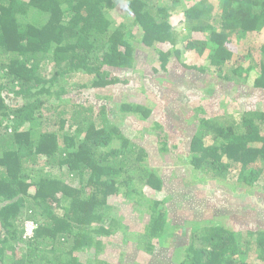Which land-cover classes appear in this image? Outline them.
<instances>
[{"label":"trees","instance_id":"16d2710c","mask_svg":"<svg viewBox=\"0 0 264 264\" xmlns=\"http://www.w3.org/2000/svg\"><path fill=\"white\" fill-rule=\"evenodd\" d=\"M125 1L139 32L128 21L115 23V0H0V264H108L104 238L125 225L115 215L121 197L148 216L145 249L128 264H250L243 256L253 245L256 264H264V229L247 230L246 239L242 230L211 225L204 212L183 220V243L161 245L175 194H166L163 179L147 168L149 153L122 128L125 117L146 120L152 108L127 100L109 108L102 91L130 83L140 44L157 51L154 71H168L177 59L223 82L249 80L264 90V38L260 60L232 45L261 34L264 0H218L216 14L209 0H198L185 9L180 32L166 0ZM191 51L208 53V64L182 62ZM78 73L89 84L71 94L64 82ZM85 88L99 90L98 110L82 100ZM182 121L191 131L183 166L194 181L225 184L231 196L254 194L264 178V110L216 121L195 107ZM162 149H169L167 138ZM221 198L220 205L230 204ZM28 221L36 228L24 237Z\"/></svg>","mask_w":264,"mask_h":264},{"label":"rangeland","instance_id":"374dc122","mask_svg":"<svg viewBox=\"0 0 264 264\" xmlns=\"http://www.w3.org/2000/svg\"><path fill=\"white\" fill-rule=\"evenodd\" d=\"M115 1L117 6L111 11L115 23L128 21L131 25L132 19L127 16L129 9L126 1ZM196 1L198 0H181L179 3H174V0H166L172 6L170 20L179 32L186 31L183 22L185 9ZM209 1L214 5L213 13H218V0ZM132 27L135 28V32L140 31L135 24H132ZM260 33V35L255 32L236 37L232 45L238 46L241 53L246 54L250 50L251 55L257 58L256 60H260L264 28ZM140 45L136 53L138 58L136 69L128 73L131 78L130 83L111 88L109 92L105 89L102 91L109 95L106 99L109 108H116L122 100L141 102L152 108V113L146 120H141L137 116L125 117L122 128L126 135L140 143L149 153L146 160L147 168L156 170L163 179L167 189L165 193L169 197L172 193L175 194L176 199H171L166 205L170 208L168 229L160 240L161 245L174 247L177 242L183 243L184 239L178 237V234H186V229L181 227V223L184 219L203 212L202 218L211 219V225L222 222L230 229L242 230L246 239L249 238L246 234L247 230L264 229V178L260 185L254 187V194L245 198L240 195L232 194L231 196L227 190L224 191L225 184L219 186L215 181L200 187L192 177L191 168L183 166V161L186 159L182 158L188 151L189 134H191V131L186 129V123L182 121V118L191 115L195 107L201 108L216 121L233 117L238 119L244 110L252 108L264 110V90L255 88L249 80H241L240 84L223 82L211 73L185 68L177 59H172L168 71L162 69L154 71L159 68L157 51ZM181 46L180 43L178 47ZM207 54L199 56L192 51L185 52L182 55V62H187L186 64L189 65H207ZM47 69L53 72L52 66H48ZM175 76H177V82H171ZM64 83L66 86L70 85V93L73 94L72 88L75 89L83 83L89 84V78L85 74L78 73ZM84 90L82 100L86 101L87 105L96 103L95 110H98V103L103 102L99 97L101 95L98 93L99 90L91 88ZM116 120L120 121L119 118ZM156 122L163 125L162 130L154 128ZM165 138L168 140V150L162 149ZM229 183L237 184L234 179H230ZM156 195L158 194L147 192L149 197L156 198ZM221 197H225L224 200L231 199L230 204L226 205V200V203L220 205L219 199H223ZM111 202L114 203V201ZM182 202L186 203L185 207ZM188 203H191L189 207H187ZM115 213L120 216V222L126 226L116 227L112 236L104 238L106 242L108 241L107 252L101 256L108 264H128L130 260H139L140 252L146 246L142 229L148 216L142 210L133 209L131 203L125 201L123 197L118 200ZM221 213L225 216L219 217ZM109 224L110 221H108ZM160 246H157L156 250ZM255 247L256 245H253L249 250L250 255L243 256V261L256 264L253 254Z\"/></svg>","mask_w":264,"mask_h":264},{"label":"built area","instance_id":"2783aa9c","mask_svg":"<svg viewBox=\"0 0 264 264\" xmlns=\"http://www.w3.org/2000/svg\"><path fill=\"white\" fill-rule=\"evenodd\" d=\"M36 225L32 221H28L25 223V234L24 237H30L34 234V230Z\"/></svg>","mask_w":264,"mask_h":264}]
</instances>
